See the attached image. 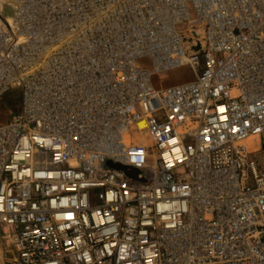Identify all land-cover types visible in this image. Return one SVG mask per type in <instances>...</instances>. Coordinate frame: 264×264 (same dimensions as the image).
<instances>
[{
  "label": "built area",
  "instance_id": "1",
  "mask_svg": "<svg viewBox=\"0 0 264 264\" xmlns=\"http://www.w3.org/2000/svg\"><path fill=\"white\" fill-rule=\"evenodd\" d=\"M16 88L0 264H264V0H0Z\"/></svg>",
  "mask_w": 264,
  "mask_h": 264
},
{
  "label": "rangeland",
  "instance_id": "2",
  "mask_svg": "<svg viewBox=\"0 0 264 264\" xmlns=\"http://www.w3.org/2000/svg\"><path fill=\"white\" fill-rule=\"evenodd\" d=\"M6 12H10L9 9ZM138 64L145 69H152L151 59L143 56L137 60ZM193 77L191 68L188 66L177 67L162 73H154L151 82L155 87H165L168 85L188 81ZM22 91L19 88L8 91L0 96V124L8 122L9 118L20 112L22 107ZM256 139V138H255Z\"/></svg>",
  "mask_w": 264,
  "mask_h": 264
},
{
  "label": "bare ground",
  "instance_id": "3",
  "mask_svg": "<svg viewBox=\"0 0 264 264\" xmlns=\"http://www.w3.org/2000/svg\"><path fill=\"white\" fill-rule=\"evenodd\" d=\"M246 142L249 144H254V143H258L259 139L258 138H254V137H249L248 139H246Z\"/></svg>",
  "mask_w": 264,
  "mask_h": 264
}]
</instances>
